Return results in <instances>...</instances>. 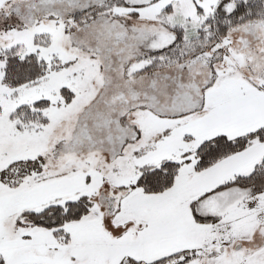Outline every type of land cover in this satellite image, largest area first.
<instances>
[{
    "label": "snow or ice",
    "instance_id": "snow-or-ice-1",
    "mask_svg": "<svg viewBox=\"0 0 264 264\" xmlns=\"http://www.w3.org/2000/svg\"><path fill=\"white\" fill-rule=\"evenodd\" d=\"M0 264H264V0H0Z\"/></svg>",
    "mask_w": 264,
    "mask_h": 264
}]
</instances>
